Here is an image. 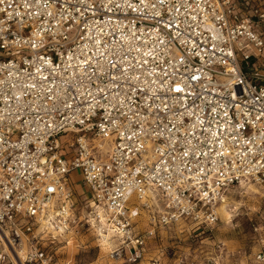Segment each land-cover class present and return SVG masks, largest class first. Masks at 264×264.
<instances>
[{"label":"built area","instance_id":"1","mask_svg":"<svg viewBox=\"0 0 264 264\" xmlns=\"http://www.w3.org/2000/svg\"><path fill=\"white\" fill-rule=\"evenodd\" d=\"M231 3L0 0V35L12 45L0 51V264H36L41 252L52 264L44 246L77 223L74 174L86 180L85 222L129 263L145 246L140 207L155 226L211 229L231 187L264 184V2ZM42 29L58 42L49 63L19 42L28 31L42 49ZM176 84L183 92L170 91ZM90 111V164L71 169L56 146Z\"/></svg>","mask_w":264,"mask_h":264},{"label":"rangeland","instance_id":"2","mask_svg":"<svg viewBox=\"0 0 264 264\" xmlns=\"http://www.w3.org/2000/svg\"><path fill=\"white\" fill-rule=\"evenodd\" d=\"M262 61L259 70L264 73V52ZM67 138L62 136L63 141ZM109 145L105 142V148ZM79 181V174L72 175L76 225L58 236L54 244L44 246L55 264H264L255 255L260 247L255 227L264 230V184L245 182L231 187L224 201L231 214L225 216L219 207L220 219L211 229H196L188 221L155 226L148 211L140 207L134 217L135 229L145 237V246L142 258L129 263L125 255L110 257L115 238L103 244L98 232L85 222L89 213L87 189Z\"/></svg>","mask_w":264,"mask_h":264},{"label":"snow or ice","instance_id":"3","mask_svg":"<svg viewBox=\"0 0 264 264\" xmlns=\"http://www.w3.org/2000/svg\"><path fill=\"white\" fill-rule=\"evenodd\" d=\"M57 2L59 3L60 0H57ZM82 2V0H81ZM109 2H111V0H109ZM144 0H141V3H143ZM159 4L161 6H163L164 4V0H158ZM218 3L222 4V5H227V7H231L232 3L231 0H217ZM131 6V5H129ZM73 7H75V5H73ZM153 7H155V5H153ZM76 11L79 12V8H76ZM177 11H179V9H177ZM49 15H51V13H49ZM193 20L196 19L195 16L192 17ZM214 19H220V17L217 15L216 17H214ZM221 23H223V21L221 20ZM22 27V26H21ZM165 28H171L172 24L171 23H165L164 25ZM41 31H44L47 35V39H48V44L46 46H44L41 49V45H45V41L44 39H40L39 43L36 42V39H34L31 35H29L28 31H25L23 36L20 37V41L23 44H26L28 46V48L30 49H36V51L34 53H32L31 55L34 56L36 58V62L39 63L40 61H44L45 63H49L46 60V56L45 54L48 51V47H56L58 46V42L56 44H53L52 41L55 39L53 33L51 32V30H44L42 29ZM4 32V28H0V33ZM167 35L171 36V33H167ZM177 37L180 35L179 32H177L175 34ZM37 38H39L40 33L38 32L36 34ZM24 37H27V39H24ZM78 38V37H77ZM62 39H64L65 41L67 40V37H62ZM161 43H163V41H161ZM12 47V45L10 43H6L3 35H0V51H4V50H8ZM21 55L28 57L29 53L28 51L22 50L21 51ZM31 58V57H29ZM178 63L183 64L184 63V58L182 57ZM40 69L38 68L37 71H39ZM165 75H167V73H165ZM175 75V73L173 74ZM190 79H197V77L192 76L190 77ZM34 87V85H33ZM170 91H175L177 93H181L183 92V89L180 87L179 84H176L174 88L170 89ZM67 106V105H66ZM96 107H99V105L97 104ZM89 108L92 109L93 105H89ZM82 116H84V119H81L77 122V129L75 132H67L66 135L68 137L67 140H65V142L59 146H56L57 151H61V150H65L67 151V155L61 157V160L68 163L69 168L71 169H77L79 160L84 159L86 164H90V160L87 159L88 157V151L87 148L89 147V143L94 135V132L91 130L90 125H92L94 123L95 117H93V119H89V116L92 115V112L90 111L89 113L85 114V113H81ZM259 118V117H257ZM87 138V139H85ZM130 139V137H129ZM92 167H95V165H92ZM261 168H264V164L260 165ZM78 171H80L81 173H83L84 169L83 168H79ZM221 175H223V173H221ZM81 183H86L85 181H79ZM224 186L221 185V189L223 190ZM49 191H53L52 189H49ZM213 191H215V189H213ZM203 197L207 198L209 197V193L207 191L203 192ZM0 236H3V233L0 232ZM40 259H38L36 261V264H45V262L47 261V257L44 256L43 252H41L40 254ZM52 264H55V261H52Z\"/></svg>","mask_w":264,"mask_h":264},{"label":"bare ground","instance_id":"4","mask_svg":"<svg viewBox=\"0 0 264 264\" xmlns=\"http://www.w3.org/2000/svg\"><path fill=\"white\" fill-rule=\"evenodd\" d=\"M104 144V147H105V143ZM242 183H245L244 181ZM246 183H249V182H246ZM220 210L222 211L223 214H225V216L231 214L228 212L227 210V204L225 202H223L221 205H220ZM230 216V215H229ZM104 233H102L103 235ZM103 238H104V242L105 244H110L112 242V236L110 234H107V235H103Z\"/></svg>","mask_w":264,"mask_h":264},{"label":"crops","instance_id":"5","mask_svg":"<svg viewBox=\"0 0 264 264\" xmlns=\"http://www.w3.org/2000/svg\"><path fill=\"white\" fill-rule=\"evenodd\" d=\"M251 3H253V2H255L256 0H249ZM75 176L77 175V174H74Z\"/></svg>","mask_w":264,"mask_h":264}]
</instances>
